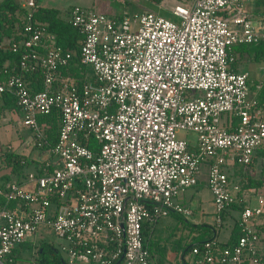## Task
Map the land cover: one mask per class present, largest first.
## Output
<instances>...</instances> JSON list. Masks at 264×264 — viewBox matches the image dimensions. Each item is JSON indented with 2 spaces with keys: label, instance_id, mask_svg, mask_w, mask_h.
Segmentation results:
<instances>
[{
  "label": "built area",
  "instance_id": "built-area-1",
  "mask_svg": "<svg viewBox=\"0 0 264 264\" xmlns=\"http://www.w3.org/2000/svg\"><path fill=\"white\" fill-rule=\"evenodd\" d=\"M23 5L25 37L12 44L21 53V72L0 81V93L17 96L18 125L33 129L38 146L46 134L38 117L58 108L61 121L50 149L56 160L27 174L33 189L0 181V264H14L13 249L41 223L63 239L67 264H153L144 223L192 213L179 196L198 183L203 160L222 223L238 201L225 166L249 167L264 154V106L248 96L249 72L231 67L236 56L229 49L257 41L264 21L256 23L242 0L176 1L173 18L144 9L133 22L74 6L70 21L83 34L80 61L92 66V75L79 81L63 71L73 51L57 42L47 23L33 20L38 0ZM39 68L44 88L34 91L23 73ZM182 129L196 131V143L180 138ZM5 150L12 145L0 144ZM263 214L260 194L259 205L241 210L237 240L194 245L192 264L259 262Z\"/></svg>",
  "mask_w": 264,
  "mask_h": 264
},
{
  "label": "rangeland",
  "instance_id": "rangeland-1",
  "mask_svg": "<svg viewBox=\"0 0 264 264\" xmlns=\"http://www.w3.org/2000/svg\"><path fill=\"white\" fill-rule=\"evenodd\" d=\"M39 3L48 6L59 7L62 12L67 14L72 10V7L69 9V5H80L88 10H100L103 12H109L113 16L128 15L133 22L135 14L140 13L144 9H149L153 11H162V9L172 11V6L175 3V0H162L160 3L156 4L150 0H38ZM254 0H242L243 5L250 10L252 17L255 18L256 13L254 12L253 3ZM75 6V5H74ZM67 7V8H66ZM69 9V11H68ZM173 18V17H171ZM262 36H264V30L262 31ZM236 67L239 71H244L248 69L250 71L251 84L249 83V97H259V89L254 88V84L257 83L259 87L260 82L264 79V60L254 63H246L242 58H238L236 62ZM87 69V74L92 75L91 65L85 66ZM14 120L10 119L4 120L0 125V144L4 147L12 145L13 150L19 148V146L25 142L30 136H33V129L30 127L21 128L18 125V120L20 115L15 113L12 115ZM226 114L221 116V124L223 118ZM13 120V121H11ZM180 138H185L189 140L190 143H196L198 139V133L193 130L182 129L178 132ZM22 157L25 158L29 163L24 165L21 168L20 173H13L9 171L11 180H19L25 188L33 189L36 185L34 181L27 180V174L29 171H35L37 165H41L46 160L55 161L56 156H50L48 150H43L42 147L36 144L35 139H32L29 144L23 149ZM245 169V166L237 163ZM225 166V170H227ZM208 172H209V161L203 160L201 163V170L198 175V183L188 187L185 191L181 192L179 199L186 206L193 210L190 214H180L177 212H172L167 216L161 217L158 221L153 223V230L150 233L148 238L149 250L151 259L153 255H157V248H160L161 251L165 253L174 252L179 249V255L177 260L171 262L170 264H176L180 261H183L182 248L189 243L192 239H196V236L199 235L202 229L207 228L206 224H209L210 227L207 235H215L213 231L217 229V239L221 240L224 237V234L232 228L235 224L236 219L240 215V210L231 209V216H228L227 219L221 224L217 220V213L214 210L213 205H211L210 197L213 200V194L208 186ZM264 175V173H261ZM2 181V179H1ZM242 189V194L252 207L259 205V195L264 194V190L259 187L257 191H249ZM19 204V202H12L11 206ZM264 217V214L262 215ZM262 236L264 235V230L260 231ZM227 234V233H226ZM202 236H199L201 238ZM42 242H47L52 244L54 247L58 248L60 255L67 259V255L64 251L61 250V244L63 239L55 232L52 226H48L46 223H41L38 230L29 235L25 242L18 245L15 248V251L12 253L14 258V264H37L38 259H40V254L38 249L41 248L40 244ZM173 254V253H171ZM195 254L192 250H188L185 254V259L188 264L193 263V258ZM173 257V256H172Z\"/></svg>",
  "mask_w": 264,
  "mask_h": 264
},
{
  "label": "trees",
  "instance_id": "trees-1",
  "mask_svg": "<svg viewBox=\"0 0 264 264\" xmlns=\"http://www.w3.org/2000/svg\"><path fill=\"white\" fill-rule=\"evenodd\" d=\"M24 0H0V81H5L12 74L20 73V57L21 53L16 52L12 49V44L15 41L21 40V38L25 37L22 32L23 24L26 22V14L28 9L23 5ZM156 4L160 3L162 0H150ZM188 2V0H175ZM264 1V0H262ZM164 16L174 17L173 12L166 11L162 9L159 11ZM70 12L64 15L61 9L57 7H45L39 5L36 11L34 12L33 20L47 23L49 31L55 34L57 42L65 49H69L73 51V58L71 59V64L69 67H65L63 69L64 73L73 74L76 76L79 81H84L88 76L87 69L85 65L80 61V50L81 44L83 40V34L79 30V28L72 25L70 21ZM229 52H233L236 56L234 62L231 63V67L238 70L236 67V62L238 58H242L245 56V53L251 54L248 56L250 59L260 60L264 58V36L260 37L257 41L253 42H243L236 43L232 45ZM25 81L28 83L29 87L34 90H42L44 88V75L41 68L36 70L25 71L23 73ZM251 82V78H249V83ZM252 83V82H251ZM250 83V84H251ZM258 82L254 84V88L259 89V97H256L260 103L264 106V82L261 87H257ZM255 97V96H254ZM0 125L2 123V119L4 114L7 111H15L21 112L20 105L18 104L17 96L11 92L9 89L0 93ZM38 120L41 124L45 126L46 134L45 141L43 145L40 147L43 150H48L50 152V156H54V154L50 151L51 147L58 139V134L60 131V121H61V112L58 108H53L52 111L48 114H41L38 117ZM82 142L86 143L90 147H95L96 141L95 139H89L88 141L81 139ZM0 159L4 162V168L10 167L13 173H20L21 168L28 164L29 162L22 157L21 154H18L16 150H5L0 152ZM25 160V162H23ZM53 166L51 165L50 169ZM1 170V169H0ZM36 170L39 173L42 172V168L39 165L36 166ZM8 180H11L10 173L3 176L2 181L6 183ZM1 181V178H0ZM251 180H249L246 185H248ZM257 181V182H256ZM253 183L261 184V180H252ZM247 203H239V201L231 204V207L240 208L241 210ZM228 210L224 214L223 221L228 216ZM181 214V213H180ZM210 227L209 224H206ZM202 229L201 233L196 236V239H192L182 248V256L183 261H180L179 264H188L185 259V254L188 250H192L194 245H201L207 239H217V229L213 228L215 235H207V231L209 228ZM153 223L145 222L143 228L144 241L145 245L149 249L148 238L150 236L151 231L153 230ZM264 230V226L262 228ZM242 230L239 225V217L237 219L236 225L234 227V232L232 238L226 243H220L219 246L222 247L226 244H231L237 240V238L241 235ZM199 236H202L199 238ZM264 240V239H263ZM41 246H44L42 251L38 249L39 254H42V260L38 259L37 264H67L65 258L60 255L59 251L52 244L45 243ZM15 251L13 249L12 253ZM150 252V250H149ZM11 253V255H13ZM151 257V255H150ZM260 260L259 262H264V249L260 252ZM152 260V259H151ZM252 261L247 259L243 262V264H251Z\"/></svg>",
  "mask_w": 264,
  "mask_h": 264
},
{
  "label": "crops",
  "instance_id": "crops-1",
  "mask_svg": "<svg viewBox=\"0 0 264 264\" xmlns=\"http://www.w3.org/2000/svg\"><path fill=\"white\" fill-rule=\"evenodd\" d=\"M252 4H253V7L255 9L254 12L256 13V16H257L255 18H253L255 20V22L257 23L259 21H264V1H262V0H254V2ZM39 5H42V6H45V7H55V6L43 5L41 3H39ZM74 5L75 6H80V5H76V4H74ZM74 5H69L67 7L70 9L72 6L74 7ZM57 8H59V7H57ZM69 9H68V11H69ZM245 54L246 55L243 56L242 59L245 60V62L248 63V64L249 63H254V62H260L261 60H264V58L260 59V60L250 59V58H248V56H251V54H248V53H245ZM244 71H248L249 75H250V71L248 69H246ZM263 71H264V69H263ZM250 78H252V77L250 76ZM263 82H264V79L260 82L259 87L262 86ZM0 100H1V98H0ZM15 113H18L21 116V112L20 111L19 112L7 111L6 114H4V116H3L2 123H3L4 120L6 121V120L10 119L9 118L10 115H11V119L14 120L12 115L15 114ZM13 120H11V121H13ZM4 166L5 165H1L0 166V169H1L0 170V178L1 179L3 178L4 175H6V173H8L9 171L11 172L10 167H5L4 168ZM226 166H227L226 168L228 170L227 172H228V174L230 176V180H231L232 192H233V194L235 196H237L239 203H243V202L247 203V201H245V199L243 197L242 189H244L243 191H245V190L257 191L259 189V187H260V188H262L264 190V175L261 174V173H264V154L263 153L257 154L254 157V160L250 164V166L249 167H245V169L242 168L241 166L237 165L236 163L235 164H228ZM249 180H251L250 181L251 183L246 185V183ZM252 180H261V184H257L256 185L255 183L252 182ZM236 185H238L239 188H235ZM261 194H263V193H261ZM210 200L212 202L211 205H213L214 210H215L214 201L212 200V197H210ZM231 209L240 210V208L231 207L228 210V216H231V212H232ZM192 212H193V210H192ZM228 216L225 219H227ZM237 219H236V222H237ZM236 222L232 226V228L229 230V232L227 231L226 232L227 234L226 233L224 234L223 239H221V240L218 239V241L220 243H226L232 238ZM217 234H218V231H217ZM45 243H47V242H45ZM42 244H43V242L40 244V247H41ZM57 250H58V248H57ZM171 253H173V254H171ZM178 255H179V249L175 250L174 252L172 251L170 253H165L164 251H161L160 248H157V255H155V254L153 255L152 262H153V264H170L171 262L177 260ZM176 264H179V263H176ZM251 264H264V262L263 261L262 262H252Z\"/></svg>",
  "mask_w": 264,
  "mask_h": 264
},
{
  "label": "water",
  "instance_id": "water-1",
  "mask_svg": "<svg viewBox=\"0 0 264 264\" xmlns=\"http://www.w3.org/2000/svg\"><path fill=\"white\" fill-rule=\"evenodd\" d=\"M32 136H30L27 140H25V142H23L20 146H19V148L17 149V153L18 154H22V151H23V149L29 144V142L32 140ZM43 247L44 246H41V248H40V252L42 251V249H43ZM42 254L40 253V260H42Z\"/></svg>",
  "mask_w": 264,
  "mask_h": 264
}]
</instances>
